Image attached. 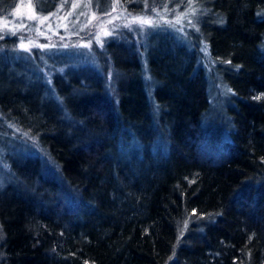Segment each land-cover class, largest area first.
<instances>
[{
  "label": "trees",
  "instance_id": "1",
  "mask_svg": "<svg viewBox=\"0 0 264 264\" xmlns=\"http://www.w3.org/2000/svg\"><path fill=\"white\" fill-rule=\"evenodd\" d=\"M195 2L221 108L195 37L110 38L111 85L105 66H69L53 88L0 72L1 113L40 148L0 182V264H264V0Z\"/></svg>",
  "mask_w": 264,
  "mask_h": 264
},
{
  "label": "rangeland",
  "instance_id": "2",
  "mask_svg": "<svg viewBox=\"0 0 264 264\" xmlns=\"http://www.w3.org/2000/svg\"><path fill=\"white\" fill-rule=\"evenodd\" d=\"M140 6H143L140 5ZM195 0L184 6H154L134 12L120 3L95 6L91 0H59L37 4L35 0H16L6 14L0 15V72L17 76L24 82L41 79L53 88V77L69 66H95L110 79L112 66L100 60V51L110 38H129L145 44L153 34H168L176 40L194 46L209 80L210 98L216 108L223 107L229 88L222 80L219 62L211 55L207 42L201 37ZM199 36V37H198ZM8 59V60H7ZM143 61L146 62V59ZM148 76V75H147ZM154 82L148 76V88ZM222 115L218 110V115ZM40 148L26 131L9 121L0 111V182L9 177L8 160L17 152Z\"/></svg>",
  "mask_w": 264,
  "mask_h": 264
},
{
  "label": "bare ground",
  "instance_id": "3",
  "mask_svg": "<svg viewBox=\"0 0 264 264\" xmlns=\"http://www.w3.org/2000/svg\"><path fill=\"white\" fill-rule=\"evenodd\" d=\"M100 60H102V59H100Z\"/></svg>",
  "mask_w": 264,
  "mask_h": 264
}]
</instances>
